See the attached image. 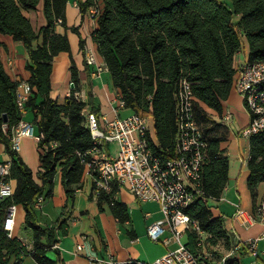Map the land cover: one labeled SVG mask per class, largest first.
<instances>
[{
    "label": "trees",
    "instance_id": "trees-1",
    "mask_svg": "<svg viewBox=\"0 0 264 264\" xmlns=\"http://www.w3.org/2000/svg\"><path fill=\"white\" fill-rule=\"evenodd\" d=\"M75 1L81 14L93 3V0ZM100 1L102 12L92 41L125 109L151 119L157 151L162 157L173 151L178 82L184 79L191 85L197 100V121L205 130L208 144L201 190L210 200H218L228 182L229 160L220 149L228 130L216 124L205 108L221 116L222 103L232 91L233 59L245 43L247 62L264 61V0ZM40 3L46 25L36 34L20 8L35 10ZM66 3L67 0H0V34L21 42L28 53L27 83L31 94L24 108L34 115L40 163L39 172L34 175L11 148V128L22 119L16 106L18 83L9 78L0 62V143L11 158L10 178L14 183L12 197L0 202V264H20L24 256H30L37 264H56L46 253L53 249L56 233L62 231L65 220H58L54 228H41L33 207L37 198L52 197L58 171L66 197L73 200L82 184L84 154L92 146L82 115L87 103L73 97L80 86L73 64L71 96L63 104L50 98L52 61L59 53H70L66 36L54 31L58 19L65 25ZM71 30L76 33V29ZM39 38L41 44L33 47ZM79 46L84 52L82 40ZM4 124L6 132L2 130ZM247 169L246 185L254 202L257 187L264 182V131L248 141ZM118 191L113 186L110 192H102L95 199L100 211L106 205L112 217L125 224L130 220L129 212L125 204L115 199ZM11 204L24 210V228L31 236L30 249L17 238H7L3 231L5 211ZM186 214L211 236L208 241L212 245L221 241L225 251L232 248L222 218L213 217L209 205L195 199ZM42 240L46 245L41 244ZM186 246L195 251L193 236L187 237Z\"/></svg>",
    "mask_w": 264,
    "mask_h": 264
},
{
    "label": "crops",
    "instance_id": "crops-1",
    "mask_svg": "<svg viewBox=\"0 0 264 264\" xmlns=\"http://www.w3.org/2000/svg\"><path fill=\"white\" fill-rule=\"evenodd\" d=\"M19 1V0H16ZM84 2L85 0H81ZM21 9L22 15L29 21L33 31L39 34L46 25L42 3L35 10ZM65 25L56 23V34L66 36L70 53H59L52 61L50 75V98L58 104H63L70 97V67L75 66L79 87L85 95L87 105L82 115L89 112L97 116H105L108 120L115 117H126L131 111L121 110L117 114L113 112V100L120 95L118 89L112 85L111 76L105 67L102 58L97 53L96 45L92 41L94 26L85 14H81L75 0H67L64 9ZM76 29V33L72 32ZM83 41L84 52L89 49L96 55V62L102 66L98 77L92 75V68L86 66L84 52L80 49L79 41ZM41 44V38L33 43V47ZM246 54L244 58L233 59V68H237L247 56V44H244ZM0 62L9 78L18 83H26L30 77L26 66L28 53L21 42H14L9 36L0 34ZM18 91H21L18 87ZM205 108V107H204ZM208 115L219 121V116L212 110L205 108ZM231 112L233 120L227 126V140L220 144L223 155L229 160L228 182L220 198L212 201L210 206L213 217H220L224 222L225 231L231 236L232 244L259 239L264 230V221L256 222L249 228L243 227L233 219L236 206H239L246 214L252 215L255 207L264 199V182L257 187V197L253 202L246 185L248 177V141L238 136L239 130L248 123V116L243 108L241 99L232 90L228 99L222 103V113ZM22 121L33 124L34 115L26 112ZM35 128V127H34ZM35 136L36 133H35ZM108 150L114 152L117 146L112 144ZM19 158L35 175L39 172V150L34 138L21 140ZM10 156L5 152L0 143V163L10 162ZM38 183V180H37ZM91 184L88 178L82 179L81 188L76 191L73 200L66 197L60 171L54 177L52 197H41L40 206L34 205L33 210L37 217V223L41 228H54L58 220H65L62 231H57L55 247L47 251L46 255L56 264H90V258L99 260H112L114 264H126L128 261L151 262L162 257L168 249H174L175 244L169 241L166 244L154 243L146 235L147 225L162 218L159 207L155 203H139L126 190L120 189L115 199L127 206L130 220L125 224L119 223L104 205L100 211L97 201L91 196ZM25 213L21 206H17L15 226L12 236L17 238L27 249L31 247V236L24 228ZM166 233L164 238H168ZM186 235L183 243H187ZM84 238V241H82ZM83 243V249L76 254L75 247ZM41 244L46 245L45 240ZM224 247L221 245L219 250ZM231 250V249H230ZM230 250L221 253L225 256ZM228 261L238 264H264V240H258L256 244V256H252L245 250L233 254ZM20 264H37L30 256H24Z\"/></svg>",
    "mask_w": 264,
    "mask_h": 264
},
{
    "label": "built area",
    "instance_id": "built-area-1",
    "mask_svg": "<svg viewBox=\"0 0 264 264\" xmlns=\"http://www.w3.org/2000/svg\"><path fill=\"white\" fill-rule=\"evenodd\" d=\"M101 12L102 2L93 0L84 14L97 26ZM57 23L61 24V20L58 19ZM84 61L86 66L92 68V75L98 77L102 66L96 62V55L92 50L87 49L84 52ZM18 87L21 91H16V106L23 118L31 89L27 82L20 83ZM73 88L70 83V89ZM232 90L241 99L248 116V123L239 130L238 136L249 141L251 137L264 131V61L249 63L245 60L235 68ZM73 97L78 102H85V95L80 87ZM148 99L151 100V97ZM196 103L191 85L184 79L180 80L175 94L176 133L173 151L167 157H162L157 151L153 124L148 117H140L133 112L126 117H115L112 120L97 116L93 112L84 117L92 146L84 154L86 159L82 179L87 177L90 181L91 195L97 198L100 193H108L113 186H117L119 190L128 191L139 203L157 204L162 218L147 225L146 235L154 243L166 244L171 241L175 244L174 249H168L162 257L152 262L136 260L126 264H228V258L240 250L256 256L257 241L264 240L263 230L259 239L236 242L225 256L215 261L206 244L211 236L201 229L196 220L186 214L195 199H200L209 206L213 201L201 190L208 144L197 121ZM112 109L115 114L125 110L120 95L114 98ZM232 120L233 116L228 111L221 114L218 123L227 127ZM6 129V125H2L4 132ZM24 138L39 140L35 136L34 125L21 119L11 128L9 134L11 148L17 154ZM112 144L117 146L114 152L108 150V146ZM10 167V162L0 163V202L11 198L14 192ZM40 203L41 197L37 198L35 206L39 207ZM16 213L17 206L14 204L8 206L5 211L2 228L7 238H13ZM233 219L246 229L256 222H263L264 199L255 207L252 215L246 214L236 206ZM166 233L169 234L168 238H164ZM186 235L193 236L194 252L182 242ZM21 245L24 246L22 243ZM82 249L83 243L77 244L76 254ZM89 260L90 264L115 263L94 257ZM231 264L238 263L233 261Z\"/></svg>",
    "mask_w": 264,
    "mask_h": 264
},
{
    "label": "rangeland",
    "instance_id": "rangeland-1",
    "mask_svg": "<svg viewBox=\"0 0 264 264\" xmlns=\"http://www.w3.org/2000/svg\"><path fill=\"white\" fill-rule=\"evenodd\" d=\"M220 1H225V0H220ZM245 54H246V48H242L240 51H239V53H238V55L236 56V60L238 59V58H244V56H245ZM216 122V124H218L217 123V121H215ZM200 127L202 128V130H203V132H204V134H205V130L203 129V127H202V125H200ZM206 136V135H205ZM207 137V136H206ZM210 206L211 207H214V204L213 203H210ZM185 238L183 237L182 238V240H184ZM206 244H208V252L211 254V257H212V259L213 260H218L219 258H220V256H221V253L223 252V250H224V248L222 249V251H220L219 250V247L222 245V242L220 241V242H217L215 245H212L209 241H207V243ZM223 246V245H222ZM154 261V260H153ZM152 262V261H151Z\"/></svg>",
    "mask_w": 264,
    "mask_h": 264
},
{
    "label": "water",
    "instance_id": "water-1",
    "mask_svg": "<svg viewBox=\"0 0 264 264\" xmlns=\"http://www.w3.org/2000/svg\"><path fill=\"white\" fill-rule=\"evenodd\" d=\"M3 122H6V117L5 116H3Z\"/></svg>",
    "mask_w": 264,
    "mask_h": 264
}]
</instances>
